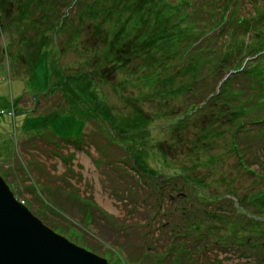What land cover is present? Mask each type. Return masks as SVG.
Segmentation results:
<instances>
[{
  "label": "rangeland",
  "instance_id": "374dc122",
  "mask_svg": "<svg viewBox=\"0 0 264 264\" xmlns=\"http://www.w3.org/2000/svg\"><path fill=\"white\" fill-rule=\"evenodd\" d=\"M120 1L0 0V170L111 264H264V84L239 69L264 37L231 0ZM237 5L256 26L264 0Z\"/></svg>",
  "mask_w": 264,
  "mask_h": 264
},
{
  "label": "water",
  "instance_id": "95a60500",
  "mask_svg": "<svg viewBox=\"0 0 264 264\" xmlns=\"http://www.w3.org/2000/svg\"><path fill=\"white\" fill-rule=\"evenodd\" d=\"M0 264H111L43 221L0 173Z\"/></svg>",
  "mask_w": 264,
  "mask_h": 264
},
{
  "label": "trees",
  "instance_id": "16d2710c",
  "mask_svg": "<svg viewBox=\"0 0 264 264\" xmlns=\"http://www.w3.org/2000/svg\"><path fill=\"white\" fill-rule=\"evenodd\" d=\"M118 2H121L120 0H118ZM141 4H137V5H135V6H132L131 5V8H136V7H138L137 9H139L140 8V6L143 4V2H140ZM229 4V3H228ZM227 10V13H229V14H224L223 15V20L225 21V23L227 22V21H229V19H230V21H231V19H233V17L235 16L236 18H234V24L233 25H238V26H242V27H248V31H250L251 32V34H252V36L253 37H257V36H259V37H264V27L261 25V23H259V21L261 20V21H264V8L263 7H261V8H257L256 9V11L254 12V13H251V15L252 16H250V17H252V18H254V19H257L258 20V23H257V25L256 26H254V24L252 23V22H250V24H248L249 22H247V19L249 18L248 16H241V17H237L238 16V12H239V9H238V5H237V0H231V3H230V5H229V7H228V9H226ZM228 15V16H227ZM220 25V24H219ZM219 25H217V26H214L215 28H213V30L214 29H217L218 27H219ZM223 25V24H222ZM222 25H220V28L222 27ZM226 30L228 31V30H230L231 31V28H226ZM232 34L234 35V36H236L237 34H238V32L237 31H232ZM201 38L199 39V40H197L196 42H198V41H200L201 42ZM247 40H244V44H243V48H245V51L247 50H251V51H255V53L253 54L252 52V56H254L255 54H257L258 56H257V58L256 59H254L253 61H247V63L248 62H250V63H248L249 64V66H247V67H244V64H242L241 66H240V68L239 69H243V71H244V73L247 75V76H252V75H255L258 79H260L261 81V84H264V43H259L257 46H254V47H250L249 48V46H250V44L251 43H254L252 40H250L249 42H246ZM250 54L248 55V57L250 58V57H252ZM248 60V59H247ZM229 74V73H228ZM227 74V75H228ZM74 78H76V77H74ZM226 82V84L228 85L230 82H231V79H230V77L228 78V79H226L225 80ZM225 84V85H226ZM225 85H223L222 86V88L221 89H223V88H225ZM264 89V88H263ZM0 173L4 176V178L6 179V177H5V173L3 172V171H1L0 170ZM7 180V179H6ZM10 184V186H11V183H9ZM11 188H12V186H11ZM13 189V188H12ZM16 193V192H15ZM259 199H262V200H264V191L262 192L261 191V193H260V195H259V198H258V200ZM26 204H27V202H26ZM28 205V204H27ZM29 206V205H28ZM30 207V206H29ZM253 220L254 221H256V222H259V221H262V219H259V218H254L253 217ZM81 244V243H80ZM82 245H84L85 247H87L88 249H90V247L88 246V245H85V244H82ZM93 250V249H92Z\"/></svg>",
  "mask_w": 264,
  "mask_h": 264
},
{
  "label": "built area",
  "instance_id": "2783aa9c",
  "mask_svg": "<svg viewBox=\"0 0 264 264\" xmlns=\"http://www.w3.org/2000/svg\"><path fill=\"white\" fill-rule=\"evenodd\" d=\"M21 201H22L23 203H25V202H26V199H25V198H21Z\"/></svg>",
  "mask_w": 264,
  "mask_h": 264
}]
</instances>
